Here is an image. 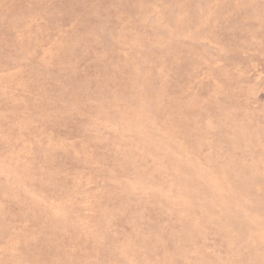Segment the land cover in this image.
I'll use <instances>...</instances> for the list:
<instances>
[{
	"label": "rangeland",
	"instance_id": "374dc122",
	"mask_svg": "<svg viewBox=\"0 0 264 264\" xmlns=\"http://www.w3.org/2000/svg\"><path fill=\"white\" fill-rule=\"evenodd\" d=\"M0 264H264V0H0Z\"/></svg>",
	"mask_w": 264,
	"mask_h": 264
}]
</instances>
